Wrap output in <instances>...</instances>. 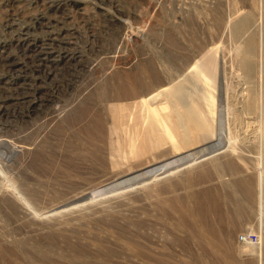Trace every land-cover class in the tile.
<instances>
[{"label":"rangeland","instance_id":"obj_1","mask_svg":"<svg viewBox=\"0 0 264 264\" xmlns=\"http://www.w3.org/2000/svg\"><path fill=\"white\" fill-rule=\"evenodd\" d=\"M0 203L23 264H264V0H0Z\"/></svg>","mask_w":264,"mask_h":264},{"label":"bare ground","instance_id":"obj_2","mask_svg":"<svg viewBox=\"0 0 264 264\" xmlns=\"http://www.w3.org/2000/svg\"><path fill=\"white\" fill-rule=\"evenodd\" d=\"M224 86V85H223ZM119 96V95H118ZM96 102V101H95ZM83 103V102H82ZM24 104V103H23ZM97 104V103H96ZM96 104H91V105H85V107L82 109V110H79V112L77 113V114H75L73 117H72V119L70 120V122H68L67 123V125H65V128L67 127L68 129H70L71 130V132H73V134H78L79 132H83L85 135H86V138L88 139V140H93V139H99V140H104V142H105V140H108V139H106L107 137H108V135L111 133V132H109L108 133V135H106L107 134V132H104V130L102 129V124L103 123H105L104 121H101L100 120V116L98 115V113H99V109L97 108V106H96ZM124 109H122L121 111H120V113H119V119H120V125H121V127H120V131L123 133V130L122 129H125L124 130V135H125V133L127 134V138L128 139H130L129 141H137V142H139L140 144H141V142H142V144H143V142L145 141V138H146V135L148 136V134H146L147 132H148V129H149V127H151V126H149V122L150 121H148L149 119L147 118V114H149L148 112L146 113V115L145 114H143V115H141V113H139L138 111H136V112H134V111H129L128 109L125 111V112H122ZM72 114V113H71ZM99 114H101L102 115V113L100 112ZM70 115V114H69ZM118 119V120H119ZM64 120H65V118H64ZM56 123V122H55ZM105 125V124H104ZM119 125V126H120ZM151 125V124H150ZM109 125L107 124V127H108ZM104 127V126H103ZM105 127H106V125H105ZM108 129V128H107ZM119 129V128H118ZM153 129V128H152ZM59 130H63V126H59ZM109 130V129H108ZM106 131V130H105ZM110 131H113V129H110ZM117 131V130H116ZM119 131V132H120ZM149 131H150V129H149ZM115 132V131H114ZM120 132V133H121ZM80 134V133H79ZM81 135V134H80ZM112 135V134H111ZM113 135L115 136V134L113 133ZM72 136V135H71ZM78 136V135H77ZM107 136V137H106ZM80 137V136H79ZM84 137V136H83ZM149 137V136H148ZM78 138V137H77ZM82 138V137H81ZM109 138V137H108ZM115 138V137H114ZM72 139H73V137H72ZM112 139V138H111ZM128 139H126V141L128 140ZM84 140V139H83ZM113 140V139H112ZM146 140H148V139H146ZM66 141V140H65ZM128 141V142H129ZM86 142V141H85ZM65 143H67V142H65ZM70 143V142H69ZM73 143V142H72ZM108 143V142H107ZM110 143H111V141H110ZM109 143V144H110ZM138 143V144H139ZM66 145V144H65ZM71 145V144H70ZM73 145V144H72ZM104 145V144H103ZM108 145V144H107ZM145 145H147V144H145ZM69 146V145H68ZM67 146V147H68ZM76 146V145H75ZM70 148H71V146H69ZM68 147V148H69ZM77 147V146H76ZM69 148V149H70ZM75 148V147H74ZM105 148H106V146H105ZM75 149H77V148H75ZM90 149V148H89ZM104 149V148H103ZM65 150V149H64ZM71 150V149H70ZM80 150V149H79ZM78 150V151H79ZM82 150H84V149H82ZM88 150V149H87ZM92 150V149H91ZM137 150H139V149H137ZM77 151V152H78ZM98 151V150H97ZM105 151V150H104ZM103 154V153H102ZM83 155V154H82ZM98 155V154H97ZM77 157H79V156H77ZM103 157V156H102ZM104 158V157H103ZM67 159V158H66ZM53 161V160H52ZM65 161V159L64 160H62V162H64ZM97 163H98V161H97ZM60 165V164H59ZM59 167V166H58ZM245 188H247V187H245ZM245 188H244V191L243 192H246L245 191ZM241 189H243V188H241ZM248 192V191H247ZM218 198H219V196H217ZM246 197V196H245ZM247 198H250L249 196L247 197ZM246 199V198H245ZM247 202H249L248 201V199H247ZM1 204V203H0ZM199 204V203H198ZM197 204V205H198ZM182 209V208H181ZM184 209V212H185V208H183ZM187 210V209H186ZM191 210H193V209H191ZM187 212V211H186ZM185 212V213H186ZM189 212H192V211H189ZM194 212V211H193ZM240 213V212H239ZM181 214V213H180ZM228 215L226 214V217H227ZM181 220V219H180ZM182 221V220H181ZM223 222V221H222ZM196 224V223H195ZM198 224L199 223H197V226H198ZM191 225H193L192 223H191ZM196 226V225H195ZM198 227H200V224H199V226ZM202 227V226H201ZM205 228V227H204ZM203 228V229H204ZM198 229V228H197ZM189 230V229H188ZM190 231V230H189ZM197 231V230H196ZM195 231V232H196ZM199 232V231H198ZM197 232V233H198ZM200 233V232H199ZM198 233V234H199ZM200 235H201V233H200ZM194 236V235H193ZM196 237V236H195ZM203 237H204V235H203ZM198 238H199V235H198ZM203 238H202V235H201V240H202ZM203 241V240H202ZM220 242V241H219ZM19 244V243H18ZM15 246V245H14ZM215 247V246H214ZM213 246H212V248L213 249H217V248H214ZM254 247V246H253ZM252 247V248H253ZM17 248V247H16ZM35 250H36V248H34ZM257 249H259V248H257ZM255 250V249H254ZM16 251V250H15ZM218 251V250H217ZM217 251H215V252H217ZM230 252V251H229ZM17 253H19L20 254V252L18 251ZM22 254V253H21ZM10 255H11V253L10 252H8V249L7 248H5V247H1L0 248V264H23V259L17 254V258H15V260H13V259H10ZM16 255V254H15ZM229 256V255H228ZM227 257V256H226ZM224 258V257H223ZM228 258V257H227ZM225 261H227V260H224V262ZM30 262H31V264H32V261L30 260ZM231 264L232 263H235L236 261H229Z\"/></svg>","mask_w":264,"mask_h":264},{"label":"built area","instance_id":"obj_3","mask_svg":"<svg viewBox=\"0 0 264 264\" xmlns=\"http://www.w3.org/2000/svg\"><path fill=\"white\" fill-rule=\"evenodd\" d=\"M260 240L259 236L255 233H250V234H242L238 237L239 242H254L257 243Z\"/></svg>","mask_w":264,"mask_h":264}]
</instances>
